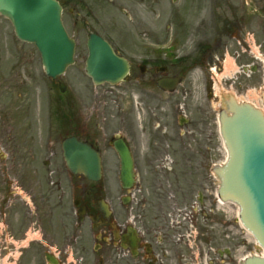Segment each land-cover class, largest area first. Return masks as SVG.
Returning <instances> with one entry per match:
<instances>
[{
  "label": "rangeland",
  "instance_id": "rangeland-1",
  "mask_svg": "<svg viewBox=\"0 0 264 264\" xmlns=\"http://www.w3.org/2000/svg\"><path fill=\"white\" fill-rule=\"evenodd\" d=\"M93 1L88 2L90 11L81 10L79 22L76 23L70 14L65 18L68 30L78 41L77 62L61 78L68 86L66 93L59 90L58 84L44 79L35 46L19 40L12 24L0 15V155L7 156H0V161H16L26 155L30 160L39 161L41 167L44 160H54L55 167H63L61 141L68 133V124L60 125L57 116H64L67 105L64 98L69 95L76 93L80 98H88L97 96V91L102 102L100 110L108 114L115 129L121 120L126 125L132 120L140 129L139 124L149 118L145 111H157L160 122L165 123L179 112L175 108L180 106V101L186 99L191 107L201 102L205 83L209 81L215 87L211 104L217 111L212 122L216 164H223L227 150L220 137L218 112L224 94L231 92L240 99L262 106L264 0H114L112 3L99 0L102 4L98 5ZM228 23L231 25L229 31ZM90 31L104 35L121 53L136 62L151 56L166 57L170 64L168 73L172 75L180 72V65L175 61L181 56H187L190 62L196 57L204 65L194 69L189 67L175 94L164 93L155 85L139 84L134 79L108 91L95 87L84 73L88 54L86 40ZM228 59L232 64H228ZM16 71L19 79L25 82L13 79V85L18 88H11V81L6 80V76L10 78L9 72L15 75ZM33 72L36 79L27 81L26 74L33 75ZM6 95L15 99H4ZM145 107L148 108L145 110ZM118 114L121 119H115ZM195 114L192 113V118ZM77 116L80 120L84 118L81 113ZM115 157L113 148L104 152L101 183L107 190L95 197L104 196L118 208V200L113 198V193L116 195L120 188V167ZM61 176L69 175L63 172ZM0 181L3 180L0 178ZM1 188L0 207L7 196L6 190ZM218 188V177L213 178L211 186L206 185L210 192H205L200 203L197 200V220L191 219L189 214L187 217L186 212L190 211L184 205L186 212L180 215V259L168 260L166 264L176 261L180 264H240L245 256L262 252V247L241 224L238 206L235 203L218 206ZM78 194L75 189L68 188L63 205L73 208V199ZM60 195L58 190L52 200L61 205ZM11 199H16V205L23 206L19 195ZM4 207L0 209V230L4 212L12 206Z\"/></svg>",
  "mask_w": 264,
  "mask_h": 264
},
{
  "label": "flooded vegetation",
  "instance_id": "flooded-vegetation-1",
  "mask_svg": "<svg viewBox=\"0 0 264 264\" xmlns=\"http://www.w3.org/2000/svg\"><path fill=\"white\" fill-rule=\"evenodd\" d=\"M59 1L63 18L70 14L76 23L82 9L90 11L89 0ZM93 2L102 4L99 0ZM127 58L131 73L125 81L134 79L139 84L158 88V80L169 76L170 67L165 64V58L151 56L138 62ZM14 73L9 72L10 78L7 75L6 80L10 79L11 88H18L12 80L25 81L19 79V72ZM183 73L185 67L181 66L178 75ZM35 74H26L27 81L36 79ZM37 74L39 78L38 69ZM64 76L50 79L60 83ZM93 85L112 91L121 84ZM95 94L80 98L75 93L64 98L68 106L59 123L68 124V133L63 138L76 136L102 151L103 166L104 152L113 148L120 167L115 143L118 140L128 143L134 176L129 188L120 182L118 193H113L120 207L116 208L104 196L95 197L106 191V186L101 182L89 185L86 176L69 171L65 160L63 167L58 168L54 160L42 161L41 167L39 161L30 160L26 155L16 161L1 160L0 187L6 190L7 196L0 209L8 204L12 206L4 212L0 230V255L4 264H166L168 260L180 259V214L186 204L191 219L197 220V200H203L205 192H210L206 185L211 186L216 178L215 127L212 126L216 109L211 104L212 93L205 98L201 96V102L192 107L186 99L180 101V106L175 108L180 113L165 123L160 122L157 111H145L149 118L139 124L140 129L132 120L127 125L121 120L115 129L108 114L100 110L102 102L97 91ZM7 95L4 99H15ZM78 113L83 120L78 118ZM192 113H196L195 118ZM118 116L115 119H121ZM3 164L9 167L4 169ZM60 169L69 176H61ZM68 188L79 193L73 199V208L63 205ZM58 190L61 205L52 200ZM18 195L22 207L16 205V199H11ZM104 200L106 208L101 204Z\"/></svg>",
  "mask_w": 264,
  "mask_h": 264
},
{
  "label": "water",
  "instance_id": "water-1",
  "mask_svg": "<svg viewBox=\"0 0 264 264\" xmlns=\"http://www.w3.org/2000/svg\"><path fill=\"white\" fill-rule=\"evenodd\" d=\"M0 12L12 20L20 39L36 44L48 75L56 77L74 62L76 42L62 23V8L57 0H0ZM88 48L87 71L96 83L117 82L126 76L128 61L102 37L91 34ZM178 81L179 78L163 79L162 86L173 87ZM262 98L264 101V90ZM227 107L221 110L220 120L229 157L216 168L221 179L219 195L239 204L243 224L264 247V112L248 102H237L233 96ZM116 147L122 161L121 180L128 187L133 175L130 150L122 141ZM63 149L72 172L84 173L91 180L101 179L100 151L76 137L65 139ZM244 264H264V257H248Z\"/></svg>",
  "mask_w": 264,
  "mask_h": 264
},
{
  "label": "bare ground",
  "instance_id": "bare-ground-1",
  "mask_svg": "<svg viewBox=\"0 0 264 264\" xmlns=\"http://www.w3.org/2000/svg\"><path fill=\"white\" fill-rule=\"evenodd\" d=\"M231 63L232 64V61L230 59H228V64ZM228 97V95H225L224 98ZM228 202H225V204H227ZM230 203V202H229ZM231 204V203H230ZM237 212L239 213V207L237 209Z\"/></svg>",
  "mask_w": 264,
  "mask_h": 264
}]
</instances>
